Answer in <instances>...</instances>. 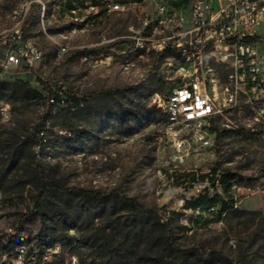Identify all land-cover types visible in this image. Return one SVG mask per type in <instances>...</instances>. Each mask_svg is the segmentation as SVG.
Wrapping results in <instances>:
<instances>
[{
  "label": "rangeland",
  "instance_id": "obj_1",
  "mask_svg": "<svg viewBox=\"0 0 264 264\" xmlns=\"http://www.w3.org/2000/svg\"><path fill=\"white\" fill-rule=\"evenodd\" d=\"M80 6L72 13L66 0H0V103L12 109L0 143L8 155L22 146L0 181L8 216L26 240L62 241L81 264H225L213 252L232 264H264V136L222 127L210 147L188 136L177 149L161 105L174 87L176 61L136 45L155 5L141 1L108 12L102 4L98 15ZM17 32L42 53L28 70L1 65ZM50 93L57 96L52 106ZM212 169L242 182L252 178L254 192L244 183L236 210L198 227L192 221L198 212L185 209L184 200L205 189L222 193L209 181ZM39 170L53 183L45 190ZM120 197L168 209L160 223H133L136 215Z\"/></svg>",
  "mask_w": 264,
  "mask_h": 264
},
{
  "label": "built area",
  "instance_id": "obj_2",
  "mask_svg": "<svg viewBox=\"0 0 264 264\" xmlns=\"http://www.w3.org/2000/svg\"><path fill=\"white\" fill-rule=\"evenodd\" d=\"M102 1L108 12L123 11L141 1L155 5L156 14L145 17L137 31L136 45L175 52L176 80L161 105L177 149L184 148L188 136L210 147L222 127L264 136V0ZM87 4L96 14L100 12L91 0ZM10 41L2 66H30L41 59V51L30 42L23 43L18 32ZM65 50L62 47L60 52ZM11 117L10 103L1 102L0 126ZM180 133L184 135L178 137ZM221 175L218 171L216 187L221 185ZM252 180L233 182L235 206L241 185L254 192L249 186ZM260 180L264 182V175ZM5 205L0 191V264H81L62 241L26 240Z\"/></svg>",
  "mask_w": 264,
  "mask_h": 264
},
{
  "label": "trees",
  "instance_id": "obj_3",
  "mask_svg": "<svg viewBox=\"0 0 264 264\" xmlns=\"http://www.w3.org/2000/svg\"><path fill=\"white\" fill-rule=\"evenodd\" d=\"M80 4L85 5V7H88L86 0L85 1L84 0H66V5L69 7V11L72 13H73V10H75L74 13H76L78 11V9L81 8ZM91 4L100 7L104 3L102 0H91ZM100 12H102V10H100ZM100 12L98 14H100ZM167 52H169L170 54H175V52H170L168 50L164 51V53H167ZM22 66H24V65H22ZM24 67H25V69L28 70V66H24ZM26 91L31 92L35 97L36 96L42 97V95H41V93H39V91L32 90L30 88H28ZM51 99L56 100L57 96L54 94H51V93L48 94L47 104H49L50 106L53 105V103L50 101ZM76 102H77V100H76ZM225 131H230V130L226 129ZM20 148H22V146L14 148L13 150H11V155H8V152H7L8 146L3 144V143H0V181H3L7 177V175L9 174V167H10L11 163L9 165H7L8 164L6 162L7 159L9 158L11 160V162L15 161V159L17 158V155L20 153ZM217 173H218L217 169L211 170V174L209 177L210 182H212V183L215 182ZM207 174L206 175H199L198 178H205L206 176H208ZM37 178H38V181L44 186V190H45V188H47V185H53V183H51V182L49 183L46 181L41 170L38 171ZM183 178H185V177H183ZM192 178H193V180H195L196 176L193 175ZM235 181L241 182L237 176L230 174L229 172L228 173H222V175H221L222 193L216 192V193H214V195H210L207 192V190L205 189L204 191L200 192V194L198 196H192V197L184 200L183 207L185 209L198 212V214L192 219L194 225L201 227L205 224L209 225L210 222H213V223L222 222L225 219V216L228 212L236 210L235 209L236 206L234 204V199H233V189H232L233 182H235ZM55 186H57V185L55 184ZM213 187H216V186L213 185ZM44 190L41 191L40 197H43ZM230 192H232V195L230 194ZM79 193H83L86 195L93 194L89 190H86V189L79 190ZM93 195L96 196L97 198H99V197L101 198L103 196V195H101V193H94ZM119 201L124 206H127L136 215L137 219H135L133 221V223H137L138 220L141 222L146 220L148 222L154 221L156 223H160V221H161L160 214L162 212H165L168 209L167 205H163L161 207H156V208H148V207H145L140 202H138L135 198H131V197H120ZM40 206H41L40 201H38L36 204V209H39ZM212 207H216V210L215 211L212 210ZM26 217H27V215H24V218H26ZM166 222H167V220H166ZM166 225H167V223H166ZM123 244L124 243H122V245ZM168 244L178 254L180 252H182V250H180L179 248H177L174 245L171 238H169ZM117 249L121 250L122 246H118ZM113 250L114 249H112V251ZM212 254L214 257L223 261L225 264H232L228 258L224 257L220 253L213 252ZM168 264H179V259H176V260H174Z\"/></svg>",
  "mask_w": 264,
  "mask_h": 264
},
{
  "label": "water",
  "instance_id": "obj_4",
  "mask_svg": "<svg viewBox=\"0 0 264 264\" xmlns=\"http://www.w3.org/2000/svg\"><path fill=\"white\" fill-rule=\"evenodd\" d=\"M215 183L213 182V185H214Z\"/></svg>",
  "mask_w": 264,
  "mask_h": 264
}]
</instances>
